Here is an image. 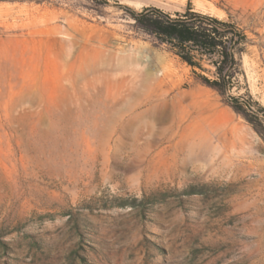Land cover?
I'll use <instances>...</instances> for the list:
<instances>
[{
	"label": "rangeland",
	"instance_id": "rangeland-1",
	"mask_svg": "<svg viewBox=\"0 0 264 264\" xmlns=\"http://www.w3.org/2000/svg\"><path fill=\"white\" fill-rule=\"evenodd\" d=\"M148 6L244 28L231 94L264 107V0H0V264H264V117L138 30L128 8ZM121 131L139 156L110 150ZM194 138L210 147L182 172Z\"/></svg>",
	"mask_w": 264,
	"mask_h": 264
},
{
	"label": "trees",
	"instance_id": "trees-1",
	"mask_svg": "<svg viewBox=\"0 0 264 264\" xmlns=\"http://www.w3.org/2000/svg\"><path fill=\"white\" fill-rule=\"evenodd\" d=\"M128 9L138 30L167 44L192 68L196 80L216 90L238 114L257 126L264 117V107L248 93L231 94L238 87L243 52L251 43L244 28L232 20L196 11L191 6L175 16L156 6L142 11ZM204 62L211 68L205 67Z\"/></svg>",
	"mask_w": 264,
	"mask_h": 264
},
{
	"label": "bare ground",
	"instance_id": "bare-ground-1",
	"mask_svg": "<svg viewBox=\"0 0 264 264\" xmlns=\"http://www.w3.org/2000/svg\"><path fill=\"white\" fill-rule=\"evenodd\" d=\"M159 58V57H158ZM135 59V58H134ZM155 59V58H154ZM139 60V59H138ZM156 60V59H155ZM135 62H137V61H135ZM134 62V63H135ZM151 62V61H150ZM159 62H160V60H159ZM162 62H163V60H162ZM164 63V62H163ZM167 63L168 62H166V65H167ZM141 63H139V65H140ZM143 65L145 64V63H142ZM149 64V63H148ZM137 65V64H136ZM154 65V64H153ZM162 66V65H161ZM143 67V66H142ZM141 67V68H142ZM144 67H145V65H144ZM157 67H159V64L158 63H156L152 68H150V67H148V68H146L145 67V69H141L142 71H140L141 73H140V76H141V78L139 77V76H137L138 74H136V76L138 77V78H140L141 80L140 81H138V82H148L149 81V78L151 79L152 78V80H153V76H154V71H155V69H157ZM171 68H173L172 66H171ZM170 67H169V65L168 66H166L165 67V76L166 77H170V76H172V69H171ZM136 69V68H135ZM138 70V69H137ZM136 70V71H137ZM158 70V69H157ZM160 70V69H159ZM163 71V70H162ZM157 72V71H156ZM137 73V72H136ZM160 73H162L161 71H160ZM156 75V74H155ZM174 76H175V74H174ZM163 77H164V75H163ZM158 79H159V77H157ZM139 80V79H138ZM144 80V81H143ZM148 80V81H147ZM154 80H156L155 78H154ZM153 80V81H154ZM173 80H175V78L173 79ZM160 81V80H159ZM141 82V83H142ZM152 82V81H151ZM172 82H176V81H172ZM155 83V82H154ZM160 83H162V82H160ZM140 84V83H139ZM149 84V83H148ZM153 84V83H152ZM134 85V84H133ZM136 85V84H135ZM138 85V84H137ZM155 85V84H154ZM162 85V84H161ZM160 85V86H161ZM164 85H165V83H164ZM173 85V84H172ZM158 86V85H157ZM160 86H159V88H160ZM171 86V85H170ZM153 88V87H152ZM128 89V88H127ZM162 89V88H161ZM168 89H169V87H168ZM165 91V90H164ZM166 92V91H165ZM134 93V92H133ZM117 98V97H116ZM187 98L188 97H186L185 99L187 100ZM123 99V98H122ZM122 99L120 100V99H118L116 102H118V103H121L122 102ZM125 99V98H124ZM127 99H125V101H126ZM192 102V105L194 106V102H193V100L191 101ZM123 103V102H122ZM174 109H172L169 105H166L165 106V108L163 109V111H161V112H159V113H157V114H153L154 115V117L156 118L157 117V119L158 120H166V119H168L172 114H173V111ZM202 125V124H201ZM204 125V124H203ZM118 127V126H117ZM211 127V126H210ZM200 129V131H202V130H204V128H203V126H201V127H199ZM201 128H203L202 130H201ZM207 128V127H206ZM210 129H212V128H210ZM209 128L208 129H206L207 130V132L209 133V131L211 132V130H210ZM123 130V129H122ZM195 130V129H194ZM193 130V131H194ZM218 130V129H217ZM123 131H125V128H124V130ZM123 131H121L120 132V136L118 135L119 134V129H117L116 130V133H118L116 136H119V137H114L113 139H115V141H117V144H116V146L115 145H110L109 146V148H110V150L112 151V152H114V151H117L118 150V148H121L122 149V147H126V151L128 152V155H130V154H132L133 156H139V154H141V149H142V147L144 146V144L146 143V142H138V141H133V142H131V141H128L127 139H126V137H125V135H124V132ZM200 131H199V134H200ZM115 132V131H114ZM204 131H202V134L201 135H204V133H203ZM115 133V134H116ZM141 134H140V136H142L143 134L145 135V133H147V132H145L144 130H143V132H140ZM154 133V132H153ZM152 133V134H153ZM192 133V132H191ZM210 134L211 133H209V135H207L208 136V138L205 136H202V137H204V139L203 140H205V138H206V142L208 141L207 139H209L210 137ZM212 134H214L213 132H212ZM211 134V135H212ZM217 134V133H216ZM216 134H214V135H216ZM220 134V133H219ZM114 135V134H113ZM218 135V134H217ZM221 135V134H220ZM218 136L219 138H221V136ZM137 137H138V135H137ZM192 137V136H191ZM197 137V136H196ZM213 137V136H212ZM129 138V137H128ZM131 138V137H130ZM138 138H140V137H138ZM214 138V137H213ZM141 139H143L144 140V138H141ZM140 139V140H141ZM190 139H192V138H190ZM195 139H197L199 142H189L187 145L184 143V144H182V148L180 149L179 148V154H184V157H183V159H182V165H177V168H178V170H180V171H182V172H184V170L185 169H187V167L190 165V164H192L195 160H197V159H201V158H203L202 156H204V154L205 153H207V144H206V147H204L203 145H204V143H203V145L201 144V142L200 141H202V140H200L201 138H194L193 140H195ZM216 139V138H215ZM149 140V139H148ZM147 140V141H148ZM151 140V139H150ZM209 140H211V138L209 139ZM145 141V140H144ZM154 141V140H153ZM137 142V144H138V147L137 148H134L132 145H134V143H136ZM205 142V143H206ZM209 142H211V141H209ZM116 143V142H115ZM150 143V142H149ZM212 143H214V142H212ZM219 143V142H218ZM147 144V143H146ZM216 144V143H215ZM213 145V144H212ZM215 146V145H214ZM214 146L213 147H211V148H214ZM210 147V146H209ZM208 147V148H209ZM210 148V149H211ZM220 148H222V147H220ZM186 149V150H185ZM207 149V150H206ZM224 150V149H223ZM222 150V151H223ZM220 152H221V149L219 150ZM225 151L226 150H224V152L223 153H225ZM232 151V150H231ZM147 152V151H146ZM213 152V151H212ZM220 152L218 153V156H219V154H220ZM210 154V153H209ZM212 154H214V153H212ZM225 155V154H224ZM211 155H209V156H207V157H210ZM215 156V155H214ZM227 157H229V156H227ZM205 158V157H204ZM212 158H214L213 157V155H212ZM220 158H221V156H220ZM219 158V159H220ZM231 158V157H230ZM206 159V158H205ZM228 161H226V164H227V166H225L226 168H228V169H232V170H234L236 167H235V164H234V160L232 161L231 159H227ZM199 161V160H198ZM204 161H206V160H204ZM203 161V162H204ZM209 161H210V158H209ZM219 161V160H218ZM215 162V160H214V164H216V163H220V162ZM199 162H201V161H199ZM194 163H196V162H194ZM208 163V162H207ZM201 164V163H200ZM211 164V163H210ZM221 164V163H220ZM196 165V164H195ZM194 165V166H195ZM218 165V164H217ZM130 166H132V167H137V166H139V167H142V169H144L145 167H146V165H145V157L142 159V160H139L137 163H132V165H130ZM201 166V165H200ZM206 166H208V164L206 165ZM205 166V167H206ZM214 166V165H213ZM196 167H199V165H198V163H197V165H196ZM212 168V167H211ZM210 169V168H209ZM201 170V169H200ZM204 170V169H203ZM206 170V169H205ZM187 171V170H186ZM200 172V171H199ZM206 172H208V171H206ZM203 173V172H202ZM201 174V173H200Z\"/></svg>",
	"mask_w": 264,
	"mask_h": 264
}]
</instances>
